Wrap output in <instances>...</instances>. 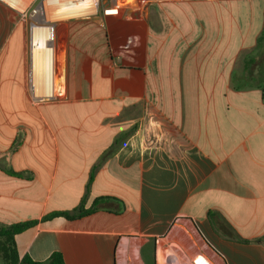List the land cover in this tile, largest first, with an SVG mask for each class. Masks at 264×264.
Returning <instances> with one entry per match:
<instances>
[{
    "label": "crops",
    "instance_id": "obj_1",
    "mask_svg": "<svg viewBox=\"0 0 264 264\" xmlns=\"http://www.w3.org/2000/svg\"><path fill=\"white\" fill-rule=\"evenodd\" d=\"M55 38L64 94L39 100L0 0V228L38 222L20 258L264 264V0L133 4Z\"/></svg>",
    "mask_w": 264,
    "mask_h": 264
},
{
    "label": "built area",
    "instance_id": "obj_2",
    "mask_svg": "<svg viewBox=\"0 0 264 264\" xmlns=\"http://www.w3.org/2000/svg\"><path fill=\"white\" fill-rule=\"evenodd\" d=\"M2 1L19 11L26 21L31 18L32 21L28 30L30 91L39 100H53L64 94L63 67L59 61V48L55 38V28L58 25L71 20L91 19L99 15L118 18L133 4H137V8L140 10H146L152 4L188 2L191 0H32L24 10L17 9L6 0ZM43 28L48 30L47 48L50 49V52L47 53H45L44 48H38L35 45L36 32ZM49 89L50 97L44 94L37 95V92H47ZM54 90L55 93L52 94Z\"/></svg>",
    "mask_w": 264,
    "mask_h": 264
},
{
    "label": "trees",
    "instance_id": "obj_3",
    "mask_svg": "<svg viewBox=\"0 0 264 264\" xmlns=\"http://www.w3.org/2000/svg\"><path fill=\"white\" fill-rule=\"evenodd\" d=\"M95 211V208L88 210L81 208L76 214L56 213L46 217L43 221L50 220L55 216H65L73 220L90 215ZM37 224V221H28L0 228V264H65L64 257L60 252L53 253L46 261L42 262L34 261L28 256L20 258L16 248L15 237ZM257 240L260 242L261 238Z\"/></svg>",
    "mask_w": 264,
    "mask_h": 264
},
{
    "label": "bare ground",
    "instance_id": "obj_4",
    "mask_svg": "<svg viewBox=\"0 0 264 264\" xmlns=\"http://www.w3.org/2000/svg\"><path fill=\"white\" fill-rule=\"evenodd\" d=\"M10 3L14 6H25L27 3H29V0H8ZM28 5V4H27ZM48 30L46 28H43L41 30H37L36 35H35V45L39 48H44L45 53L50 52V49L47 48L48 46ZM50 39L52 40V37L50 36ZM46 45V46H45ZM58 57H59V50H58ZM38 88V86H37ZM40 89V88H38ZM50 89L47 92H37V95L44 94L47 95L48 97L51 96L50 94ZM55 93V90L52 94Z\"/></svg>",
    "mask_w": 264,
    "mask_h": 264
},
{
    "label": "rangeland",
    "instance_id": "obj_5",
    "mask_svg": "<svg viewBox=\"0 0 264 264\" xmlns=\"http://www.w3.org/2000/svg\"><path fill=\"white\" fill-rule=\"evenodd\" d=\"M8 3H10V1H8V0H6ZM29 3H27L28 5H30V3L32 2V0H29L28 1ZM11 4V3H10ZM25 5V6H15L17 9H19V10H24V9H26L27 7H28V5ZM31 18L29 19H27V27H28V30H29V27H30V23H31Z\"/></svg>",
    "mask_w": 264,
    "mask_h": 264
}]
</instances>
